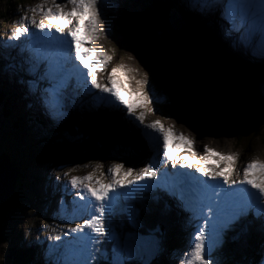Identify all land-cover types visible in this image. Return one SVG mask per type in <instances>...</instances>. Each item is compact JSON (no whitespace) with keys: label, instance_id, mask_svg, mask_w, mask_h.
Instances as JSON below:
<instances>
[{"label":"rangeland","instance_id":"1","mask_svg":"<svg viewBox=\"0 0 264 264\" xmlns=\"http://www.w3.org/2000/svg\"><path fill=\"white\" fill-rule=\"evenodd\" d=\"M141 1L98 0L97 8L99 18L103 22L104 32L98 35L95 40L90 42L86 40L81 47V51L90 53L88 56L89 60L96 58L97 51H103L111 57V60L107 62L103 70L98 72V76H100L98 78L107 81L108 73L111 72L112 68H120L127 76V82L132 91H136L140 87L137 81L146 79L147 83L144 91L149 94L151 100L149 106L154 110L152 113H147L145 108L147 113L146 122L159 120L165 128L172 126L176 134H183L192 140L196 158L205 154L202 149L205 145L209 149L224 155L235 154L238 158L233 164L235 171L230 179H242V168L247 162L252 159L264 162V115L259 124L250 123V125H246L245 119L252 118L257 107L249 108L248 106L243 112L235 108H227L214 118L206 121L202 107H199L196 102L195 104L189 95H182L178 92L176 89L177 82L172 85L166 83L152 74L145 67V64L139 62L133 51L124 43L125 39L118 30L117 20L122 16L123 12L138 9ZM192 1H194L195 6L193 3L191 4V0H170L176 10L190 18L197 19L201 25H210L211 19L216 20L217 26L211 22L213 24L211 39L212 43L214 42L212 46L214 57L210 59L212 66L223 68V66L236 63V65L238 64L244 69H249L251 73L262 76L260 72L264 69V59L259 57L264 56V52L257 50L256 58H254L251 55V49L244 48L240 43V39H237L238 33L232 35L224 31L229 26L222 27L221 32L226 38L220 36L217 29H220L218 25L221 23L216 19L219 17L217 16L218 11L203 13L201 11L202 6L198 7V4L202 5L203 1ZM170 2L169 4L171 5ZM56 3H65V0H56ZM41 4L45 8L53 7L51 0H47V3H45V0H21L20 2L19 0H0V51L10 55L9 59H6L0 54V88L5 86L8 88V93L12 91L14 93V88L22 89V92L29 98L28 101L24 97L15 96L14 93V105L11 107L12 116L9 118L6 116V108H0V154H7L13 166L19 168L22 175L21 182L23 183L22 187L18 179L15 195L20 193L21 199L14 197L0 228V264H18L15 253L12 252L14 245L19 249L18 241H14L16 239L24 242L21 248L24 246H36L38 256L34 262H38L40 257L41 264H83L85 256H87V252L84 251V241L79 239L83 244L78 246L75 241L70 239V236L73 237L77 234L69 233L65 235L69 226H74L75 223H79L82 219L78 208L73 206L76 199H72V206H68L64 199L63 193L66 185H68V178L64 176V173L68 172L69 177H82L94 172L97 178L107 180L110 179L109 169L119 163L123 165L121 171L131 167L134 169L133 175H135L136 171L142 169L149 162H153L152 156H155L156 153L155 142L149 143L141 135L140 130L135 126L129 125L118 111L93 96L92 93L96 92V90L90 89L89 85L88 92L80 90V94H77L79 92L73 87L74 89L72 88V90L74 92L72 94L76 98L83 96V98L89 99L91 101L90 107L93 106L97 113H106L107 115H103L106 118H110L111 114L119 117L117 120L112 118V121L117 124L116 126H122L127 131L128 138L131 139L130 141L133 144H127V151L121 158L118 156L119 151L112 157L109 151L106 153L102 149L99 150V152H102L101 155L96 154L89 158L85 157L82 152L80 153L78 148L68 152L70 143L73 140L58 133L59 126L66 119L65 111H63L64 115L60 119H54L49 115L39 99L44 89L50 86L46 79H42L48 68L47 62L49 61H46L45 52H42L43 49L34 48L36 46L33 45L32 40L35 42V38L41 37V33L48 32V29L45 28L41 32L34 26L28 25L29 32L26 35L21 36L19 40L9 39L14 29L20 25L21 16L32 17L36 22L44 20L42 11L37 8ZM68 7L70 8L71 6L68 5ZM191 7L193 9L198 8V11L191 10ZM33 8H37L35 14L32 12ZM206 16L208 17L206 18ZM44 22L47 24L46 20ZM150 24L153 29H158V27L162 26L160 20L153 18L150 19ZM213 29L215 35H213ZM235 34L236 36H234ZM156 38L159 40L158 35ZM49 46L48 48L50 49ZM36 50L39 55L35 53ZM72 58H74L73 55ZM32 60L33 62L31 63ZM11 78H13L12 83L10 82ZM117 79H119V76H117ZM114 87L121 89L122 84L117 83ZM253 89L255 93L264 97V77L262 80L253 82ZM97 96H99V93H97ZM83 98H78V102L85 103ZM70 105L76 114H82V109L74 107L76 105L74 100ZM102 107H105L103 111L100 110ZM42 116L45 118H42ZM38 118L42 119L44 123H37L38 121L36 120ZM14 121L17 123L22 121L23 123H21V126L18 125V129H14L12 125ZM169 141L171 142H169V145L174 142L179 144H176L173 148L170 145L173 153L182 152L183 155L189 156V161L192 160V154L187 149V145L179 140L174 141L172 138ZM85 142L80 140L78 143L83 146V152H88L91 146L85 145ZM160 153H162L161 149ZM159 158H163V156L159 155ZM217 160V157H212L208 166L210 168L213 167ZM97 164L102 167L97 169ZM169 164L171 163L169 162ZM162 165L165 167L166 164H158V170L163 168L161 167ZM223 166V162H220L219 167ZM70 169L73 170L69 171ZM171 170L174 171L175 168L171 167ZM158 172L162 173L161 170ZM101 173H103V177H101ZM34 178L38 179L36 185L31 186V189H26V185L29 186ZM59 183L63 185V190L58 188ZM140 185L142 186L140 192H134L140 188L134 185L117 189L115 209L119 213L127 214L129 217L128 226L131 229L115 223L110 230L121 237H133L138 245V251L132 256L126 257L125 263H140L138 262V259H140L142 261L140 264H148L151 259L164 251L162 240L166 236L165 233L178 234V232H181L177 226L175 227L177 228L176 230L165 228L164 231L159 230L158 227L152 229L156 231H151L149 234H144L139 230L142 227L140 223L141 211L135 202L140 201L141 198L144 200L154 196L152 190L148 191V188H144L147 184L142 185L140 183ZM244 186L247 187V185ZM239 188L245 189L243 187ZM126 189L127 192H125ZM161 191L163 190L160 189ZM238 192L242 194L243 190ZM73 194L75 193L73 192ZM43 196L46 199L41 198ZM175 206H178V211H183L184 215L175 212L179 215V217L177 216L178 221L180 220L179 224L183 223L184 227H188L185 231L186 235L183 234L185 241L188 243L186 248H188L190 244L194 243L195 233L199 230L201 223L198 221L195 223L192 212L188 211L183 205L180 206L175 203ZM206 219L211 220V217ZM224 219V217H221V220ZM255 221H261L264 224V220L254 216H247L240 217L236 223L233 222L223 228L221 232L222 243L217 245L218 252H214L218 264H221L224 258L223 250L226 244L236 239L246 229L248 223ZM204 228L207 230L208 242L211 243V227L208 228L206 226ZM55 236H60L62 240L54 239L53 237ZM100 239L103 238H98L99 242L95 244L94 248L89 249L95 257L96 255L100 257L101 253L105 252L103 247H101ZM108 240L111 241L110 237ZM61 241L64 243L62 244ZM188 250L178 251L177 256L173 254V250L168 251L167 259L170 263L175 259L173 264H182V261L186 259L185 253ZM17 252L20 253V249ZM95 260L89 257V264H93ZM109 264H112V262Z\"/></svg>","mask_w":264,"mask_h":264},{"label":"snow or ice","instance_id":"2","mask_svg":"<svg viewBox=\"0 0 264 264\" xmlns=\"http://www.w3.org/2000/svg\"><path fill=\"white\" fill-rule=\"evenodd\" d=\"M51 2L53 7L45 8L43 4L37 6L42 11L44 20L36 22L32 17L21 16L20 25L9 36L10 40H19L21 36L29 32L28 25H32L41 32L47 28L49 32L54 30L61 37H70L71 51L78 64L67 68L65 65L70 62L69 60L52 59L42 76V79H46L50 86L44 89L39 99L49 115L54 119H60L64 115L67 89L70 87L68 82L75 76L83 83L85 92L89 91L88 86L90 85V89L96 90L92 93L93 96L118 111L129 125L140 130L141 135L149 143L154 141L156 150L155 162H149L136 171L135 175L131 167L121 171L123 165L119 163L109 169L110 179L107 180L97 178L94 172L82 177H69L68 172L64 173V176L68 178L67 184L76 190V197L82 202L79 204L80 211L85 214L81 223L69 226L68 232L65 233V235L77 234L78 238L84 241V251L87 252V256L83 264H89V257L96 259L89 249L94 248L99 242L98 238H103L107 242L110 237L113 251L112 264H125V258L138 251V245L133 237H121L110 230L111 215L115 210L117 200V189L133 185L141 187L140 181H154L159 175H166V173L158 172L157 165L169 162L172 168L179 165L180 168L194 169L195 173L206 178L203 182L193 181L190 177L183 175L176 179L175 190L170 189V191L173 195H179L184 207L194 216L211 217V221L226 217L219 226L215 223L211 224V243L207 239V230L199 227L194 236V243L190 244L188 252L185 253L186 259L182 261V264H218L214 252H218L217 245L222 243L221 232L228 223L250 214L264 220V162L252 159L242 168V179H230L235 171L233 164L238 158L235 154L224 155L205 145V154L196 158L192 140L183 134H176L172 126L165 128L159 120L146 122V114L154 111L149 106L150 96L144 91L146 79L137 81L140 87L132 91L123 70L114 67L105 81L98 78V72L103 70L111 57L103 51H97L96 58L89 60L90 53L86 51L82 54L81 52V47L86 40L89 42L95 40L104 32L103 22L99 18L97 8L98 0H65V3H56V0H51ZM68 5L71 7L69 8ZM37 8L32 9L34 14ZM201 11L203 13L218 11L220 18L229 25V31L239 34L241 45L246 49H251V55L254 58H256L257 50L264 52V0H220L219 4L216 0H204ZM259 58L264 59V56ZM117 83L122 84L121 89L114 87ZM170 138L174 141L179 140L188 146L192 154L191 161L188 155L183 157L174 155L169 147ZM161 147L163 149L162 161L159 159ZM212 157H217L218 160L210 168L208 165ZM220 162H223V167H219ZM101 167L100 164L96 165L97 169ZM208 181H216V183L208 184ZM220 181L227 186L223 192L217 191ZM234 185H247L248 187L244 189L243 194H240L234 190ZM105 215L108 216V222L104 219ZM77 236H73V239H77ZM53 238L61 239L60 236ZM261 264H264V258Z\"/></svg>","mask_w":264,"mask_h":264},{"label":"trees","instance_id":"3","mask_svg":"<svg viewBox=\"0 0 264 264\" xmlns=\"http://www.w3.org/2000/svg\"><path fill=\"white\" fill-rule=\"evenodd\" d=\"M151 18L158 19L169 27L170 33L174 38V44L171 47L160 48L155 44L150 30L149 22ZM117 22L118 30L124 36V43L133 51L139 62L146 64L150 72L158 77H162L164 81H168L169 77L170 79L181 78L185 84L183 86L184 91L189 90L196 100H202L201 107L206 121L214 118L227 108H235L242 112L247 109V107L244 108L238 103L233 94L226 92L224 89L231 79H239L248 84L252 92L260 99L253 117L245 119L246 125H250V123L257 125L262 121L261 118L264 115V97L255 93L253 82L263 79L264 69L260 72L262 77L251 73L246 68L238 66V64L236 65V63L223 66V68L212 66L210 59L214 57V52L211 32L209 33V30L203 26L189 22L174 10L167 0H142L138 9L123 12ZM0 54L2 57L9 59V54L1 51ZM10 82H13V78H11ZM73 86L75 89L80 88V90H83L84 85L81 81L76 80ZM14 90L15 96L24 97L29 101V98L22 92V89L14 88ZM73 92L72 89H67L66 107L63 109L66 119L58 129V133L62 134L63 137L73 140L70 143L68 152H72L78 148L80 153L82 152L85 157L89 158L96 154L101 155L102 152H99V150L102 149L106 153L109 151L114 154H117L119 151L118 156L121 158L126 153L127 144L130 143L131 139L128 138L127 131L122 126H116L117 124L112 121V118L116 119L113 116L115 114H111L110 118H106L103 116L106 113H97L95 108L90 107L89 101L88 104L77 103L79 99H75L72 94ZM14 93L13 91L8 93V88L5 86L0 88V108H6L7 118L12 116L11 107L14 105ZM71 100L76 101L77 105H74V107H80L83 110L82 114L75 113L70 105ZM21 123L23 122L17 123L14 121L12 124L13 128L18 129V125L21 126ZM80 140L86 141L85 145L91 146L88 152H83V146H80L78 143ZM21 178L22 175L19 174V184L23 187ZM37 181L38 179L34 178L29 186L26 185V189H31V186L36 185ZM58 188L64 189L60 183L58 184ZM73 192L76 193V190L72 189L70 184L66 185L65 192L63 193L64 199L68 206H72V199H76L73 206L78 208L81 219H83L85 214L79 209V204L82 202L78 200L76 194H73ZM20 196V193L15 195L19 200L21 199ZM46 197L43 196L41 198L46 199ZM135 203L141 211L142 227L139 230L142 233L149 234L151 231H156L152 229L157 228L160 219L165 222L169 220L170 228L177 229L175 228L177 225L174 218L170 217L169 213L156 205L154 201L144 199ZM104 219L108 222L107 215H105ZM81 222L82 220L79 221V223ZM110 223L111 227L116 223L117 225H123L131 229L128 226L129 217L127 214L119 213L116 209L111 215ZM262 225L261 221L250 222L236 239L229 241L223 250L224 258L221 264H259L262 258H264V231ZM165 234L166 236L162 240L164 251L151 259L148 264H173L175 259L171 263L167 259L168 251L173 250V254L177 256L178 251L181 252L183 249L188 250L189 247L186 248L188 243L185 241V236H183V234L186 235L185 232ZM70 239L75 241L78 246L83 244L80 242L78 236L77 239H73L70 236ZM100 240L101 247H103L105 252L101 253L100 257L96 255V260L93 264H109L113 261L112 243L109 240L107 242L104 239ZM14 241H18V248L20 249V253H18L19 249L14 245L12 251L15 253L14 255L18 264H41L40 257L38 258V262H34L38 256L36 246H24L21 248L24 242L17 239ZM61 243L63 244L64 242L61 241ZM138 262L141 263L142 261L138 259ZM140 263L129 262L125 264Z\"/></svg>","mask_w":264,"mask_h":264},{"label":"water","instance_id":"4","mask_svg":"<svg viewBox=\"0 0 264 264\" xmlns=\"http://www.w3.org/2000/svg\"><path fill=\"white\" fill-rule=\"evenodd\" d=\"M161 25L162 26L158 27V29H153L150 24V30L153 35V40L155 44L160 48L171 47L174 44V38L170 33L169 27L164 23H162ZM157 35L159 40H157L156 38ZM145 67H147L146 64ZM156 77L161 78L164 81L162 77H158V76ZM165 82L170 83L171 85L174 82H177L176 89L178 90V92L182 95L183 94L189 95L194 103L196 102L198 106H201L202 100L200 101L196 100L189 90L184 91L183 86L185 84L184 82L182 83L181 78L170 79L169 77L168 81ZM228 82L230 83L228 85L226 84L224 89L226 90V92L233 94L236 100L238 101V103L242 107L244 108L248 106L257 107L259 105L260 99L252 92L248 84L244 83L242 80L239 79H231ZM111 155L113 156L114 153H111ZM19 174H20L19 168L13 166L10 157L5 153H1L0 154V228L5 220L6 214L8 212V208L15 197V191L17 187V181L19 179ZM158 227L159 230L161 231H164L165 228L167 229L170 228L169 220L165 222L160 219V222L157 224V228Z\"/></svg>","mask_w":264,"mask_h":264},{"label":"bare ground","instance_id":"5","mask_svg":"<svg viewBox=\"0 0 264 264\" xmlns=\"http://www.w3.org/2000/svg\"><path fill=\"white\" fill-rule=\"evenodd\" d=\"M167 1H169L170 2V0H167ZM199 2L200 1H203L204 2V0H198ZM203 2H202V5H203ZM216 2H217V4H219L220 3V0H216ZM171 3V2H170ZM193 3V5L195 6V3H194V1H192L191 0V4ZM190 4V5H191ZM197 4V3H196ZM192 5V6H193ZM202 5H200V3L198 4V7H200V6H202ZM171 7L174 9V10H176L174 7H173V5H172V3H171ZM191 10H193V11H198V8H195V9H193L192 7H191ZM181 16H183V17H185L189 22H192V23H194V24H198V25H200V26H203V27H205L207 30H209V33L211 32V34H212V27H213V24L212 23H214V24H216V20H214V19H211L210 21L212 22H210V21H208V22H210V25L208 24H204V25H201L200 23H199V21L196 19H193V18H190V17H188V16H186V15H184L183 13H180L178 10H176ZM218 15L217 16H219V17H217L216 19H218V22H220L221 24H219L218 25V27L220 28V29H217V31H219V34H220V36H222V37H224V38H226L225 36H224V34H222V27H226V26H229L228 24H227V22L226 21H223L221 18H220V15H219V12L217 13ZM208 16H206V18H207ZM215 18V17H214ZM216 26H217V24H216ZM216 26L214 25V28L216 29ZM226 33H228V34H234V33H236V32H231V31H229V28H227L226 30H224ZM41 33V32H40ZM42 34V36L41 37H39L38 39L37 38H35V42H34V40H32V42H33V45H35L36 47H34V48H41V49H43L42 50V52L44 53H46L47 54V56H46V61H50L51 59H52V50H50L49 48H48V46H49V42H47V40L48 41H52V40H55V39H57V40H59L60 39V41L62 40H65L64 42H68L69 44H70V37H61L60 36V34H58V33H55L54 32V30L52 31V32H49V30H48V32H46V33H41ZM227 34V35H228ZM39 35V34H38ZM213 35H215L214 34V29H213ZM34 36V35H33ZM234 36H236V34L234 35ZM212 37V36H211ZM216 37V36H215ZM228 38V37H227ZM237 39H239V36H238V38ZM31 40V39H30ZM212 40V39H211ZM226 41V40H225ZM225 41H223V43H225L226 44V42ZM31 42V43H32ZM221 42V41H220ZM36 43H37V45H36ZM39 43V44H38ZM48 43V44H47ZM214 43V42H213ZM28 44V43H27ZM61 45V47H63L64 46V43H61L60 44ZM227 45V44H226ZM50 47V46H49ZM47 48V49H46ZM224 48V47H223ZM50 50V51H49ZM61 50L64 52V48H61ZM81 50H82V48H81ZM34 51V50H33ZM35 53L37 54V55H39V53H37V50L35 51ZM68 53H69V55H71V51L69 50L68 51ZM67 56V55H66ZM74 56V55H73ZM74 59V58H73ZM33 62V60L31 61V63ZM77 62V61H76ZM47 64H49L48 62H47ZM66 65H68V64H66ZM46 68H47V66H46ZM247 70H249V69H247ZM78 94H80V93H78ZM78 96V95H77ZM78 98H80V96H78ZM16 101V100H15ZM93 107V106H92ZM94 108V107H93ZM103 108H105V107H102L100 110L101 111H103L104 109ZM42 118H45L44 116H42ZM117 118H119V117H116V120H117ZM37 123H39V122H42V123H44V121L42 120V119H40V118H38L37 119ZM34 122V121H33ZM166 126V125H165ZM170 142V141H169ZM130 143H131V141H130ZM171 143V142H170ZM177 143H173L171 146V148H173L175 145H176ZM170 145H169V147H170ZM177 145H179V144H177ZM202 145V144H201ZM132 146V145H131ZM115 148V147H114ZM170 148V149H171ZM202 148V147H201ZM161 150H162V152H163V149H162V147L160 148ZM188 149V148H187ZM203 150H204V148H202ZM155 152H156V150H155ZM185 152H187V151H185ZM160 155H162V153H160ZM174 155L175 156H177V157H182V155H183V153L182 152H176V153H174ZM184 156V155H183ZM153 157V163L155 162V159H154V157L155 156H152ZM191 157V156H190ZM192 158V157H191ZM191 158H190V160H191ZM166 166L169 168V169H171V164H169V163H166ZM177 167H179L178 165H177ZM159 168L157 167V170H158ZM237 185H235L234 187H236ZM142 187V186H141ZM141 187L138 189V190H135L134 192H136V191H139L140 192V190H141ZM240 187H243V188H247L246 186H240ZM235 190H237V189H235ZM239 190H243L244 191V189H241V188H239ZM146 191V190H145ZM125 192H127V189L125 190ZM138 193V192H137ZM243 194V193H242ZM150 200H152V201H154V199H150ZM155 202V201H154ZM172 205H168L167 207H168V210H170L171 211V213H172V215L174 216V220H175V222H176V225H177V227L180 229V231L181 232H185L186 231V229L188 228V227H184V224L183 223H180L179 224V221H178V218H177V216L179 217V215H177V214H181V215H183V211H178V206H175V203H177V202H175V201H172ZM175 206V207H174ZM177 214H176V213ZM192 215H193V213H191ZM184 216V215H183ZM182 216V217H183ZM194 216V215H193ZM248 217H253L251 214L250 215H248ZM190 218V217H189ZM207 217L206 216H204V217H199V216H194V221H195V223L198 221V222H200L201 223V226H200V224L198 223V225L200 226V227H211V224L212 223H215L217 226H219L220 224H222L223 222H224V220L226 219V217H224L225 219L224 220H217V221H211L210 219H206ZM238 220H236V221H233L234 223H236ZM233 222H230V223H228V225L229 224H231V223H233ZM262 228H263V231H264V224L262 225Z\"/></svg>","mask_w":264,"mask_h":264}]
</instances>
